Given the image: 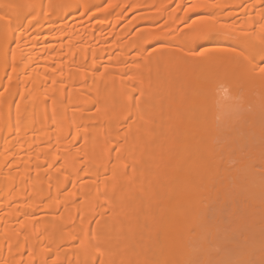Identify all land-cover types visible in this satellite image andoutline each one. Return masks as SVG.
Listing matches in <instances>:
<instances>
[{"label":"bare ground","instance_id":"1","mask_svg":"<svg viewBox=\"0 0 264 264\" xmlns=\"http://www.w3.org/2000/svg\"><path fill=\"white\" fill-rule=\"evenodd\" d=\"M262 53L264 0H0V264H264Z\"/></svg>","mask_w":264,"mask_h":264},{"label":"rangeland","instance_id":"2","mask_svg":"<svg viewBox=\"0 0 264 264\" xmlns=\"http://www.w3.org/2000/svg\"><path fill=\"white\" fill-rule=\"evenodd\" d=\"M237 102H238V101H236V102H235V101H231V103H232L233 105L236 106V107H235V110H236L235 113H236L237 115H235V116H238L240 113L246 112V111L249 109V108H248V109H247V108L245 109V108H243V107L240 108V106L237 104ZM234 103H235V104H234ZM249 110H250V109H249ZM233 111H234V109H233ZM237 112H238V113H237ZM241 135H242V134H241ZM241 137H244V136L242 135ZM244 139L247 140L248 145H247L246 143H243L242 145H240V144H241V143H240L238 147L243 146V149H244V148H246V147L248 146V147H247L248 149L246 148V149H245V150H246L245 152H244V150H243L244 153H242V154H244L246 157H247V155H249V156H248V158H246L245 156H244V158H242V157H243V156H241L242 154L238 155V156H240L242 159H244V160H245V159H248V160H249V159L251 158V160H252V158L254 159V156H255V158H256V155L258 156L260 153H262V151H260V150H264V140H263V139H262L263 142H262L261 139H255V138H254V140H255L256 142H255L254 140L250 142V141H248V139H247L246 137H244ZM240 140H243V138H240ZM241 142H242V141H241ZM245 142H246V141H245ZM258 142H259V143H258ZM252 143H253V144H252ZM256 143H257V144H256ZM259 144H261V146H260ZM258 145H259V146H258ZM258 147H259V148H258ZM241 148H242V147H241ZM249 148H250L251 150H250ZM260 148H261V149H260ZM262 148H263V149H262ZM238 149H239V148H238ZM254 150H255V151H254ZM249 151H250V152L253 151L254 156H253V153L250 154ZM256 151H257V152H256ZM255 152H256V155H255ZM239 153H241V152H239ZM251 156H252V157H251ZM258 157H259V156H258ZM260 157H262V156H260ZM238 159H239V158H238ZM239 160H240V159H239ZM244 160H243V161H244ZM251 160H249V161L251 162ZM254 161H255V160H254ZM256 161H257V160H256ZM258 161H259L260 163H259V165L257 164V167H259V168L262 169V167H260V164H262L263 162L260 161V160H258ZM237 162H238V160H237ZM252 162H253V161H252ZM234 164H235V165L237 164L236 161L234 162ZM234 164L232 163V165H234ZM255 164H256V162H255ZM261 166H262V165H261ZM261 169H258V170H260V172H262L263 169H262V171H261ZM241 193H242V191H241ZM238 194H240V192H239ZM241 196H242V195H241ZM242 199H243V198H242ZM249 199H251V198H249ZM254 199H255V198H254ZM238 200H239V199H238ZM247 200H248V199H247ZM255 200H256V199H255ZM242 201H243L244 203H242L241 201H238V202L236 203V206H237V204H238V206H239V204H240V206H239V207L237 206L238 208L235 207V209H233L234 211H231V210L227 209V210H228V213L226 212V215L228 214V217L231 218V220H230L229 218H227L226 215L224 216L223 214H222L223 216H221V217H225L226 219H225L224 224H228V225H224V224H223V225L225 226V227H224L225 229L228 228V230L226 229L227 231L225 230L223 233L225 234V233L229 232V229H231L232 231H234V232H232V231L230 230L231 233H235V234H237V236H239L240 240L245 242L246 240H252V239H253V235H254V233L251 235V232H252V231L249 230L250 228L248 229V228L246 227V226H248V227H251V228H253V229H254V227H255V224H254L255 222L253 221V220H255V219L251 216V214L254 213L255 215L258 216V215L262 212V209H261L260 207H258V208H259V209H258V208L256 207V205H254V204L252 205V203L250 204L249 201H248L249 203H248V202L245 203V200H242ZM251 201H252V200H251ZM240 202H241V203H240ZM255 202H256V201H255ZM253 203H254V202H253ZM241 204H242V205H241ZM255 204H257V203H255ZM243 205H245V206H247V207H249V208H245V207H243ZM242 207L245 209L244 211L242 210ZM255 207H256L257 209H256ZM230 209H232V208H230ZM236 209H237V210L240 209V213H238V211H237ZM247 209H248L249 211H248ZM227 210H226V211H227ZM246 210H247L248 212H246ZM250 211H251V213H250ZM229 212H230V215H229ZM224 214H225V213H224ZM235 214H236V215H235ZM237 214H238V215H237ZM242 215H243V216H242ZM244 216H245V217H246V216H247V217L250 216L249 218L246 217V218L248 219V221H247V219L244 218ZM253 216H254V215H253ZM257 216H255V217H257ZM240 218H241V219L244 218V219L241 220ZM251 218H253V220H252ZM220 219H222V218H220ZM249 219H251V220L249 221ZM226 220H227V222H226ZM243 220H244V221H243ZM220 221H221V220H220ZM223 221H224V220H223ZM251 221H252V222H251ZM221 222H222V221H221ZM243 222H244V223H243ZM222 223H223V222H222ZM222 223H218V225H219V224H222ZM245 224H246V225H245ZM218 225H217L218 230L222 229V226H223V225H219V226H218ZM220 226H221V227H220ZM228 226H229V227H232L233 229H232V228H229ZM253 229H251V230H253ZM243 230H244V231H243ZM247 230H249L250 232L246 233ZM222 231H223V230H221V232H222ZM238 231H239V232H238ZM219 232H220V231H219ZM221 232H220V233H221ZM230 232H229V233H230ZM253 232H254V230H253ZM220 233H219V234H220ZM242 233H243V235H242ZM239 234H240L241 236H240ZM247 235H248V237H247ZM250 235H251V237H250ZM243 238H244V239H243ZM258 251H259V250H258ZM258 251H257V252H258ZM244 252H245V251H244ZM244 252L241 251V252L238 253V255L240 256V258H241V255L243 256V255L245 254ZM257 252L254 251L253 254H252V257L254 256V257L252 258V259H253V262H255V260H256V262H259V261L261 260V259L259 260L258 257L261 258L260 256L262 255V252L259 251V255H258V256H257V254H258ZM260 252H261V253H260ZM254 253H255V254H254ZM256 253H257V254H256ZM246 255H247V254H246ZM246 255H244V257H245ZM239 256H238V257H239ZM242 258H243V257H242ZM237 260H239V259H237ZM258 260H259V261H258ZM240 262H242V261H240Z\"/></svg>","mask_w":264,"mask_h":264},{"label":"snow or ice","instance_id":"3","mask_svg":"<svg viewBox=\"0 0 264 264\" xmlns=\"http://www.w3.org/2000/svg\"><path fill=\"white\" fill-rule=\"evenodd\" d=\"M260 63H261V64H264V53L261 54ZM260 72H261V73H264V67H261V68H260Z\"/></svg>","mask_w":264,"mask_h":264}]
</instances>
